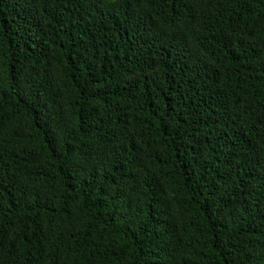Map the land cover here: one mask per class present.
<instances>
[{"label": "trees", "instance_id": "trees-1", "mask_svg": "<svg viewBox=\"0 0 264 264\" xmlns=\"http://www.w3.org/2000/svg\"><path fill=\"white\" fill-rule=\"evenodd\" d=\"M0 264H264V0H0Z\"/></svg>", "mask_w": 264, "mask_h": 264}]
</instances>
